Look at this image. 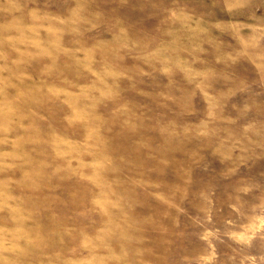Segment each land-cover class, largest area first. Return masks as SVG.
Masks as SVG:
<instances>
[{
  "label": "rangeland",
  "instance_id": "obj_1",
  "mask_svg": "<svg viewBox=\"0 0 264 264\" xmlns=\"http://www.w3.org/2000/svg\"><path fill=\"white\" fill-rule=\"evenodd\" d=\"M0 264H264V0H0Z\"/></svg>",
  "mask_w": 264,
  "mask_h": 264
}]
</instances>
